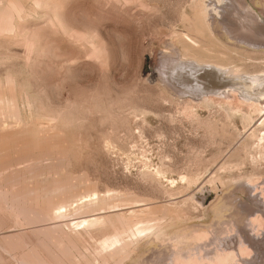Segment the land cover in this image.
I'll use <instances>...</instances> for the list:
<instances>
[{
    "label": "rangeland",
    "instance_id": "obj_1",
    "mask_svg": "<svg viewBox=\"0 0 264 264\" xmlns=\"http://www.w3.org/2000/svg\"><path fill=\"white\" fill-rule=\"evenodd\" d=\"M221 1L0 0V264H264V95L163 74L264 72V37L232 38Z\"/></svg>",
    "mask_w": 264,
    "mask_h": 264
},
{
    "label": "bare ground",
    "instance_id": "obj_2",
    "mask_svg": "<svg viewBox=\"0 0 264 264\" xmlns=\"http://www.w3.org/2000/svg\"><path fill=\"white\" fill-rule=\"evenodd\" d=\"M222 1H227L225 4L226 5L229 4V8H230L229 10H226V8L222 6L223 16H224L223 24L225 25V28L227 29L229 35L232 38L239 39L240 41L247 43V45H252L253 47H257V45L259 46L262 45L261 42L262 39H259V37L260 36L264 37V24H261V22L259 21V14L257 12H254L247 5V3L244 2V0H222ZM204 5L205 6L203 7V9L205 12L206 20L209 21V17L211 16L210 14L213 15L218 14L221 16L220 12L212 3L210 4L206 3ZM226 15L227 18L225 19ZM197 47H198V43L196 42V48ZM176 66L174 70H169L168 68H165L163 74H165L171 80H174L176 84L181 88L196 87V95L202 96L203 94H208L214 91H216L217 93L225 91L226 93L227 90H231V91L238 90L242 93V95L245 94L246 95L245 97H248V99H255V100H257L260 95H264V72L253 74L242 70L235 64H231L228 62L222 63L214 60H205L199 58L198 56H196V59L194 57L185 58L184 60L179 61ZM149 70L150 72L154 73L153 75H155L156 71H154V69H149ZM253 107L255 106L253 105ZM255 108L258 109V107ZM263 108L264 107L262 106L261 109ZM258 121H259L258 124H262L264 122V112L258 118L257 122ZM263 137L264 136L258 137V139L262 140ZM206 193L208 194L209 192H205L204 196ZM256 203L257 205H259L258 201H256ZM87 222H89L87 219H82L81 221H79L78 224L87 223ZM154 230L155 227L153 225L145 224L139 227L136 226L135 230L132 232L133 239L134 241H137L142 238H147L148 236L151 237V235L157 237V234L155 233L156 231L154 232ZM168 240L170 241L171 239ZM110 243H111L109 245L110 247L115 243L122 244L120 239L117 237H112L110 239ZM209 254L210 253H203L202 256H200L201 261L198 264H203L202 260H204V258H211L216 255L215 253L211 255ZM174 256L175 255H173V257ZM178 257L179 256L176 255L174 260L171 259V262H173L172 264H188L187 263L188 259L184 261L185 263H183V260L179 259L180 257L179 258ZM180 260H182V262H180ZM189 260L192 261L191 259ZM178 261L179 263H176ZM214 261H218L222 264H232V263H228V255H217ZM193 263H195V261Z\"/></svg>",
    "mask_w": 264,
    "mask_h": 264
},
{
    "label": "water",
    "instance_id": "obj_3",
    "mask_svg": "<svg viewBox=\"0 0 264 264\" xmlns=\"http://www.w3.org/2000/svg\"><path fill=\"white\" fill-rule=\"evenodd\" d=\"M145 67L148 68V65L146 64Z\"/></svg>",
    "mask_w": 264,
    "mask_h": 264
}]
</instances>
